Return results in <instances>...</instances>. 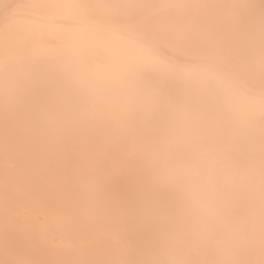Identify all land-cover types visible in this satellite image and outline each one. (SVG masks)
<instances>
[{
	"label": "bare ground",
	"instance_id": "1",
	"mask_svg": "<svg viewBox=\"0 0 264 264\" xmlns=\"http://www.w3.org/2000/svg\"><path fill=\"white\" fill-rule=\"evenodd\" d=\"M0 264H264V0H0Z\"/></svg>",
	"mask_w": 264,
	"mask_h": 264
}]
</instances>
